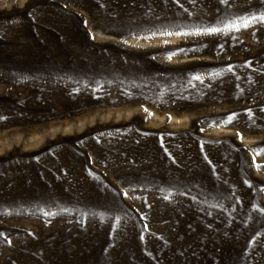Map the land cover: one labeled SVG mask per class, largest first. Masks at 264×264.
<instances>
[{
	"label": "rangeland",
	"instance_id": "374dc122",
	"mask_svg": "<svg viewBox=\"0 0 264 264\" xmlns=\"http://www.w3.org/2000/svg\"><path fill=\"white\" fill-rule=\"evenodd\" d=\"M261 13L0 0V264H264Z\"/></svg>",
	"mask_w": 264,
	"mask_h": 264
},
{
	"label": "snow or ice",
	"instance_id": "6c2138e0",
	"mask_svg": "<svg viewBox=\"0 0 264 264\" xmlns=\"http://www.w3.org/2000/svg\"><path fill=\"white\" fill-rule=\"evenodd\" d=\"M222 3H226L227 0H221ZM253 22H259L261 24H264V13H261L260 15L258 16H253L251 17V19L249 18H243L242 19V26L247 28L249 27ZM238 30V29H237ZM209 32L211 33H215L217 31H219V29L217 28H211V29H208ZM166 34H170V33H166ZM186 34V33H185ZM231 69H229L230 71ZM145 111H147L145 109ZM250 114V113H249ZM232 119H234V117H229L228 120L226 121V123H230L232 121ZM261 153H264V149H261L260 152L258 154H261Z\"/></svg>",
	"mask_w": 264,
	"mask_h": 264
},
{
	"label": "bare ground",
	"instance_id": "6f19581e",
	"mask_svg": "<svg viewBox=\"0 0 264 264\" xmlns=\"http://www.w3.org/2000/svg\"><path fill=\"white\" fill-rule=\"evenodd\" d=\"M132 42H134V43H138V42H136V41H133V40H132ZM141 45H143V44H141Z\"/></svg>",
	"mask_w": 264,
	"mask_h": 264
}]
</instances>
